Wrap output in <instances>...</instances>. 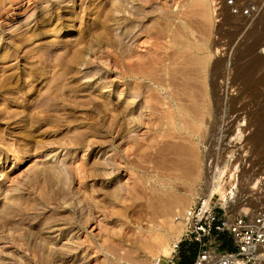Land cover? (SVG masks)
I'll return each instance as SVG.
<instances>
[{
    "label": "rangeland",
    "instance_id": "rangeland-1",
    "mask_svg": "<svg viewBox=\"0 0 264 264\" xmlns=\"http://www.w3.org/2000/svg\"><path fill=\"white\" fill-rule=\"evenodd\" d=\"M222 2L0 0V264H156L208 185L264 207V12Z\"/></svg>",
    "mask_w": 264,
    "mask_h": 264
},
{
    "label": "built area",
    "instance_id": "built-area-1",
    "mask_svg": "<svg viewBox=\"0 0 264 264\" xmlns=\"http://www.w3.org/2000/svg\"><path fill=\"white\" fill-rule=\"evenodd\" d=\"M222 4L233 18L250 22L264 12V0H223ZM213 7L218 21L221 6L215 3ZM226 206L218 194L197 199L176 217L183 224L182 234L170 254L163 261L158 257L156 264H175L181 242L198 243L192 264H264V207L227 214ZM224 240L232 249L222 250Z\"/></svg>",
    "mask_w": 264,
    "mask_h": 264
},
{
    "label": "trees",
    "instance_id": "trees-1",
    "mask_svg": "<svg viewBox=\"0 0 264 264\" xmlns=\"http://www.w3.org/2000/svg\"><path fill=\"white\" fill-rule=\"evenodd\" d=\"M199 249L198 243L195 242H181L179 245V258L175 264H192L196 253ZM222 249L230 250L232 246L227 240H224Z\"/></svg>",
    "mask_w": 264,
    "mask_h": 264
},
{
    "label": "bare ground",
    "instance_id": "bare-ground-1",
    "mask_svg": "<svg viewBox=\"0 0 264 264\" xmlns=\"http://www.w3.org/2000/svg\"><path fill=\"white\" fill-rule=\"evenodd\" d=\"M171 44V43H170ZM254 64V63H253ZM254 67V66H253ZM241 69V68H240ZM245 73V72H244ZM241 75V74H240ZM168 104V103H167ZM208 163V162H207ZM207 165V164H206ZM207 175V174H206ZM209 176V175H208ZM213 178V177H212ZM206 179V178H205ZM211 182H214V181H210V183ZM211 186H213V185H211ZM215 188V187H214ZM214 188H211L209 185H208V187H207V191H208V194L210 193H213V191H214ZM208 194L207 193H204L203 194V196H205V199H208L211 195H209L208 196ZM174 201H175V199H174ZM175 203V202H174ZM175 205V204H174ZM151 221V220H150ZM164 227V226H163ZM162 235V234H161ZM164 238V237H163ZM160 239V238H159ZM158 240V239H157ZM159 241H161V239L159 240ZM165 243V242H164ZM162 245V244H161ZM158 247V246H157ZM163 249H164V247H163ZM168 252V251H167ZM164 253V252H163ZM39 260V259H38Z\"/></svg>",
    "mask_w": 264,
    "mask_h": 264
}]
</instances>
